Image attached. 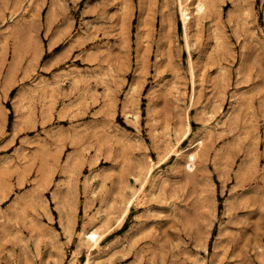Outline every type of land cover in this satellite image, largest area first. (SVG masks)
Here are the masks:
<instances>
[{"label": "rangeland", "instance_id": "374dc122", "mask_svg": "<svg viewBox=\"0 0 264 264\" xmlns=\"http://www.w3.org/2000/svg\"><path fill=\"white\" fill-rule=\"evenodd\" d=\"M196 1L0 0V264H264V0Z\"/></svg>", "mask_w": 264, "mask_h": 264}, {"label": "bare ground", "instance_id": "6f19581e", "mask_svg": "<svg viewBox=\"0 0 264 264\" xmlns=\"http://www.w3.org/2000/svg\"><path fill=\"white\" fill-rule=\"evenodd\" d=\"M195 6H196V10L198 12H201L204 10L205 8V1L204 0H198L195 2ZM182 11L184 12V16L187 15V10L182 8ZM188 158L192 161L195 159V154L194 152H190L188 154ZM87 238L89 240H91L92 242L94 243H98L100 241V238H101V235L94 229V230H91L87 233Z\"/></svg>", "mask_w": 264, "mask_h": 264}]
</instances>
